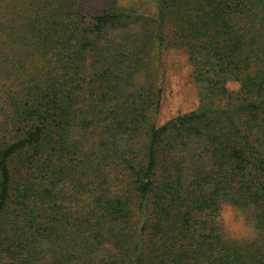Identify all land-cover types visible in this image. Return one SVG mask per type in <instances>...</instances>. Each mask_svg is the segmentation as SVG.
Instances as JSON below:
<instances>
[{
    "label": "trees",
    "instance_id": "trees-1",
    "mask_svg": "<svg viewBox=\"0 0 264 264\" xmlns=\"http://www.w3.org/2000/svg\"><path fill=\"white\" fill-rule=\"evenodd\" d=\"M152 5L0 0V264H264V0ZM166 52L198 106L159 126Z\"/></svg>",
    "mask_w": 264,
    "mask_h": 264
},
{
    "label": "rangeland",
    "instance_id": "rangeland-1",
    "mask_svg": "<svg viewBox=\"0 0 264 264\" xmlns=\"http://www.w3.org/2000/svg\"><path fill=\"white\" fill-rule=\"evenodd\" d=\"M100 9L104 3L118 6L133 7L138 10L152 11V0H93ZM158 86L161 88V102L156 124L163 125L166 121L195 110L198 106L196 89L190 79V67L182 53L166 52L162 57ZM228 88L236 91L237 83H229ZM224 230L228 238L236 241H251L254 239L252 213L248 209L225 207L221 212ZM250 225L252 231H240L236 228L240 218Z\"/></svg>",
    "mask_w": 264,
    "mask_h": 264
},
{
    "label": "clouds",
    "instance_id": "clouds-1",
    "mask_svg": "<svg viewBox=\"0 0 264 264\" xmlns=\"http://www.w3.org/2000/svg\"><path fill=\"white\" fill-rule=\"evenodd\" d=\"M236 228L240 231H247V232H251L252 231V228L250 225H246L244 223V220H243V217L240 218V221L239 223L236 225Z\"/></svg>",
    "mask_w": 264,
    "mask_h": 264
}]
</instances>
